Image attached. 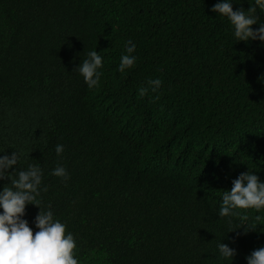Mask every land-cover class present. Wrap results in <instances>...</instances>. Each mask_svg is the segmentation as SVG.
Here are the masks:
<instances>
[{
    "label": "trees",
    "instance_id": "16d2710c",
    "mask_svg": "<svg viewBox=\"0 0 264 264\" xmlns=\"http://www.w3.org/2000/svg\"><path fill=\"white\" fill-rule=\"evenodd\" d=\"M221 2L0 0V158L41 167L38 199L78 264H247L264 247V209L219 217L240 174L264 183V42L239 41L211 10ZM229 2L264 24L256 0ZM128 41L136 60L121 73ZM90 51L102 57L92 89L74 71ZM25 212L35 235L40 209Z\"/></svg>",
    "mask_w": 264,
    "mask_h": 264
},
{
    "label": "clouds",
    "instance_id": "9594fccd",
    "mask_svg": "<svg viewBox=\"0 0 264 264\" xmlns=\"http://www.w3.org/2000/svg\"><path fill=\"white\" fill-rule=\"evenodd\" d=\"M256 5L264 10V0H256ZM213 12L227 17L234 26V35L239 41L248 42L250 40H260L264 42V24L257 30L253 26L257 25L255 16L256 7L251 6L247 11L233 10L229 0L216 3L211 9ZM127 52L123 55L119 66V71L123 73L125 69L131 68L136 60L130 55L135 52V45L128 41ZM88 58L74 71L78 72L85 80L89 89L95 88L100 80L102 68V57L97 51L87 53ZM264 79V77H261ZM152 90L159 89L162 81L159 79L148 81ZM148 89L142 88L140 96L147 94ZM58 156L63 154V145H57L55 149ZM20 154L13 152L9 157L4 155L0 158V180H10L9 185H5L0 192V207L3 214H0V264H78L74 258V250L77 245L72 234L65 235L66 227L59 220H54L51 210L45 211L41 206L42 201L38 199L41 195V184L43 172L39 165H29L27 170H18L17 164ZM16 168V171L9 170ZM53 176L64 180L69 179L68 173L63 166H57ZM231 191H224L222 203L219 208V217L240 216L242 220H247V215L237 212V209H264V183L260 182L256 174L250 171L242 173L233 182ZM47 191L46 188L43 189ZM35 205L40 212L35 218L36 227L39 229L33 234L28 221L22 219L26 215V205ZM51 208V205H49ZM257 221L261 219L256 216ZM231 224V220H229ZM244 234L249 232L247 227ZM237 230H230V232ZM255 231V230H252ZM220 255L225 259H233L237 253L227 244L221 242L217 245ZM247 264H264V247H260L251 252L246 257Z\"/></svg>",
    "mask_w": 264,
    "mask_h": 264
}]
</instances>
